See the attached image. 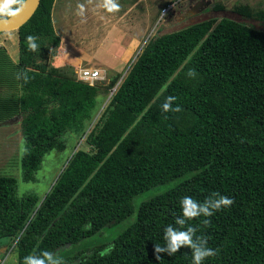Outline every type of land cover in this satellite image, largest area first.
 Returning a JSON list of instances; mask_svg holds the SVG:
<instances>
[{"label":"trees","instance_id":"trees-1","mask_svg":"<svg viewBox=\"0 0 264 264\" xmlns=\"http://www.w3.org/2000/svg\"><path fill=\"white\" fill-rule=\"evenodd\" d=\"M54 1L40 0L15 29L16 62L0 46V122H20L25 180L47 152L66 147L67 137L84 146H72L42 197H19L17 180L0 176V240L10 239L5 251L16 249L18 264L29 254L59 255L129 217L138 194L181 177L141 202L109 246L67 256L64 264H192L190 249L158 260L154 244H164L163 230L180 215L181 198L203 201L214 192L234 204L207 218V226L204 217L191 222L218 250L203 264H264V30L228 17L195 22L149 38L118 83L116 75L90 85L74 65L53 64L61 43ZM237 11L264 22V7L252 12L245 4ZM29 35L38 38L39 52L27 49ZM18 73H27L28 82ZM112 88L89 127L98 94ZM168 96L182 111L162 112Z\"/></svg>","mask_w":264,"mask_h":264},{"label":"rangeland","instance_id":"rangeland-1","mask_svg":"<svg viewBox=\"0 0 264 264\" xmlns=\"http://www.w3.org/2000/svg\"><path fill=\"white\" fill-rule=\"evenodd\" d=\"M79 3H85V0L54 2L53 25L61 39H68V47H63L61 50V44L53 64H64L60 61L62 59L75 68L81 66L106 70L108 76L106 75L102 82L105 84L116 75H119L116 82L118 83L142 46L149 38L156 35L172 32L211 17L217 19L228 17L264 30L263 21L256 19L253 14L243 15L237 11V6L245 4L252 12L260 10L264 7V0H119L120 11L115 14H109L103 9H95L94 5H86L85 22H81V18L76 15ZM170 3L172 7L164 10V7ZM15 34L13 30L0 32V39L14 37ZM112 90L113 88L108 94H98L99 107L89 127L94 125ZM73 138L69 142L67 137L68 141L63 150L47 152L39 168L34 171L33 178L25 180L22 158L26 144L20 123L14 120L0 122V176H10L17 180L16 195L19 197L26 194L42 197L74 150L72 146L83 145L82 140ZM180 179L181 177L174 178L138 194L133 198L134 212L129 217L104 228L93 236L82 239L77 244L61 249L57 256L65 259L70 255L82 254L84 251L91 252L99 246L103 248L109 246L119 232L135 219L136 209L141 202L173 187ZM9 240V238L0 240V264H18L16 249L9 247L5 251Z\"/></svg>","mask_w":264,"mask_h":264},{"label":"clouds","instance_id":"clouds-1","mask_svg":"<svg viewBox=\"0 0 264 264\" xmlns=\"http://www.w3.org/2000/svg\"><path fill=\"white\" fill-rule=\"evenodd\" d=\"M25 0H0V21H7L15 17L23 9ZM86 5H94L95 9H103L109 14H115L120 11L119 0H85V3L77 5L76 15L81 18V22H85ZM37 37L29 35L26 37L27 49L36 53L40 51V45L37 43ZM190 78H195L197 73L194 69H190L187 73ZM17 79H23L28 82L27 73H18ZM177 98L168 96L161 105L162 112H180L179 105L175 107L174 102ZM167 118V117H166ZM234 204V200L227 196L221 195L219 192L211 193L203 201H198L191 196H184L179 201L180 215L177 216L173 224L167 225L163 230L164 244H154V254L159 260L162 253L168 256H174L181 248L191 250L192 264H203L209 257H215L218 250L211 249L207 246L208 238L198 235V228L191 224L192 221L204 217L203 225L207 226L211 223L209 217L216 212L227 209ZM91 224L84 226L85 230H89ZM23 264H64L61 257L50 251H43L37 254H29L24 257Z\"/></svg>","mask_w":264,"mask_h":264},{"label":"water","instance_id":"water-1","mask_svg":"<svg viewBox=\"0 0 264 264\" xmlns=\"http://www.w3.org/2000/svg\"><path fill=\"white\" fill-rule=\"evenodd\" d=\"M40 0H25L23 9L15 17L0 21V32L12 31L25 23L37 8Z\"/></svg>","mask_w":264,"mask_h":264},{"label":"crops","instance_id":"crops-1","mask_svg":"<svg viewBox=\"0 0 264 264\" xmlns=\"http://www.w3.org/2000/svg\"><path fill=\"white\" fill-rule=\"evenodd\" d=\"M55 2V1H54ZM54 5V4H53ZM53 9V8H52ZM52 20H53V18H52ZM54 26V25H53ZM55 29V28H54ZM13 31H15V30H13ZM16 32V31H15ZM55 32H56V30H55ZM57 33V32H56ZM58 34V33H57ZM59 35V34H58ZM60 36V35H59ZM60 38H61V36H60ZM2 39H3V42L6 40L7 41V43H3L2 42ZM2 39H0V46L1 47H3L4 49H5V51H6V53H7V55H8V57H9V59L11 60V61H13V62H16L17 61V59H18V54H14L16 51L18 52V45H17V42H18V37H17V34H15V36L14 37H11V38H8V37H4V38H2ZM64 40V41H63ZM8 41H10V44L8 45ZM67 42H68V39H61V43H60V46H61V44H62V48H61V50H63V47H68L67 46ZM7 44V45H6ZM65 44V45H64ZM59 50H60V48H58V51H57V54L59 53ZM67 53H69V52H67ZM14 54V55H13ZM60 61H61V63H65L62 59H60ZM79 67H81V66H79ZM78 67V68H79ZM78 68H76V70L78 69ZM99 69V68H98ZM106 71V70H105ZM16 121V122H18V123H20L19 122V120H16L15 118H13V119H8L6 122H10V121Z\"/></svg>","mask_w":264,"mask_h":264},{"label":"built area","instance_id":"built-area-1","mask_svg":"<svg viewBox=\"0 0 264 264\" xmlns=\"http://www.w3.org/2000/svg\"><path fill=\"white\" fill-rule=\"evenodd\" d=\"M172 7V3L167 4L166 7H164V10L170 9ZM77 77L90 84L93 85L96 82L103 81L106 78V71L100 70L98 68H90V67H79L76 70Z\"/></svg>","mask_w":264,"mask_h":264}]
</instances>
